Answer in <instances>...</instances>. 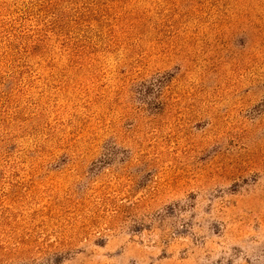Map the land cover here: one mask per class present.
Instances as JSON below:
<instances>
[{
  "label": "rangeland",
  "instance_id": "1",
  "mask_svg": "<svg viewBox=\"0 0 264 264\" xmlns=\"http://www.w3.org/2000/svg\"><path fill=\"white\" fill-rule=\"evenodd\" d=\"M0 264H264V0H0Z\"/></svg>",
  "mask_w": 264,
  "mask_h": 264
}]
</instances>
